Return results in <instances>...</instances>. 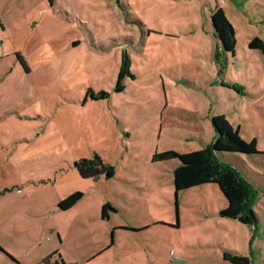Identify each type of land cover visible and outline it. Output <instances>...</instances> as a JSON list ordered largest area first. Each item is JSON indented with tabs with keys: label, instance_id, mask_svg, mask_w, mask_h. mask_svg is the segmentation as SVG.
<instances>
[{
	"label": "rangeland",
	"instance_id": "obj_1",
	"mask_svg": "<svg viewBox=\"0 0 264 264\" xmlns=\"http://www.w3.org/2000/svg\"><path fill=\"white\" fill-rule=\"evenodd\" d=\"M215 6L234 27L233 54L209 33ZM253 37L264 41V0H0V264H228L225 250L264 264V57L247 48ZM122 52L133 78L117 93ZM87 90L109 95L83 102ZM218 115L260 152L245 159L257 193L244 225L220 217L216 185L175 199L178 161L152 160L205 148ZM94 156L111 178L80 177L75 163ZM74 192L83 197L60 210Z\"/></svg>",
	"mask_w": 264,
	"mask_h": 264
},
{
	"label": "trees",
	"instance_id": "obj_2",
	"mask_svg": "<svg viewBox=\"0 0 264 264\" xmlns=\"http://www.w3.org/2000/svg\"><path fill=\"white\" fill-rule=\"evenodd\" d=\"M210 22L212 33L218 41L222 53L233 54L236 40L234 27L227 19L222 7L215 6L210 12ZM247 48L258 51L264 57V41L258 37H253L247 43ZM218 50V48H217ZM215 54V58L220 57V53ZM21 65L27 70L24 61L18 56ZM130 58L125 53H121L120 66L114 87L115 92H122L124 89L123 80L125 77L133 78L130 72ZM107 92H94L87 90L83 102L87 98L92 100L108 98ZM211 125L214 130V139L203 149L194 150L188 153H179L173 150H166L161 153H154L153 161H168L176 159L177 166L173 169V187L175 198L181 191L201 187L204 185H216L226 201L225 209L221 210L219 215L224 219L237 220L243 224L247 220L255 221V215L252 210L257 190L245 179V177L231 164L222 160L224 155L240 154L252 156L259 154L257 142L253 138L249 141L244 140L238 128L235 130L229 125L223 115L211 118ZM75 169L82 178H97L104 175L107 179L113 176L114 169L105 164L99 157L94 156L91 159H81L75 163ZM83 194L74 192L64 199L60 200L58 207L66 211L72 208ZM176 201V200H175ZM109 205L102 207L101 217L105 219ZM178 227V220L175 225ZM48 256L43 264L51 259ZM222 260L228 264H252L249 259L236 251L225 250L222 254Z\"/></svg>",
	"mask_w": 264,
	"mask_h": 264
},
{
	"label": "crops",
	"instance_id": "obj_3",
	"mask_svg": "<svg viewBox=\"0 0 264 264\" xmlns=\"http://www.w3.org/2000/svg\"><path fill=\"white\" fill-rule=\"evenodd\" d=\"M210 32H213L212 30L210 31L209 30V33ZM212 35V37H214L213 36V33L211 34ZM219 44V43H218ZM216 45V47L218 46L219 47V45ZM220 48V47H219ZM238 128V130H239V127H237ZM211 130H212V137H211V139H210V141H209V144L213 141V139H214V135H215V133H214V130H213V128H212V125H211ZM199 150V149H198ZM247 157L246 156H244V155H240V154H228V155H224L223 157H222V160L224 161V162H226V163H229V164H231L233 167H235L236 169L237 168H239V169H237V170H239V172L247 179V180H250L248 177H246V175H244V170L246 171L247 169H250L248 166H247V164H246V162H245V159H246ZM241 163L242 165H241V167H236V164H238V163ZM224 204H225V207H226V201L224 200ZM226 220H229V219H226ZM231 221H235V220H231ZM241 223V222H240ZM242 225H244L243 223H241Z\"/></svg>",
	"mask_w": 264,
	"mask_h": 264
},
{
	"label": "water",
	"instance_id": "obj_4",
	"mask_svg": "<svg viewBox=\"0 0 264 264\" xmlns=\"http://www.w3.org/2000/svg\"><path fill=\"white\" fill-rule=\"evenodd\" d=\"M175 199H176V198H175ZM247 221L249 222V220H247ZM247 221H246V222H247Z\"/></svg>",
	"mask_w": 264,
	"mask_h": 264
}]
</instances>
